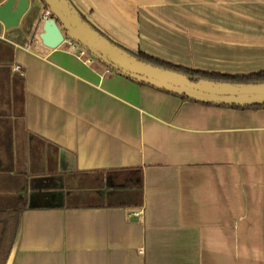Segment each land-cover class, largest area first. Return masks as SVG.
Returning a JSON list of instances; mask_svg holds the SVG:
<instances>
[{
  "label": "crops",
  "instance_id": "obj_1",
  "mask_svg": "<svg viewBox=\"0 0 264 264\" xmlns=\"http://www.w3.org/2000/svg\"><path fill=\"white\" fill-rule=\"evenodd\" d=\"M75 1L164 61L264 70V0ZM42 9L0 22V211L25 200L10 264H264V108L184 99L48 47L31 28ZM70 173L95 200L55 201Z\"/></svg>",
  "mask_w": 264,
  "mask_h": 264
},
{
  "label": "water",
  "instance_id": "obj_2",
  "mask_svg": "<svg viewBox=\"0 0 264 264\" xmlns=\"http://www.w3.org/2000/svg\"><path fill=\"white\" fill-rule=\"evenodd\" d=\"M51 17L43 18L39 39L48 47L62 44L64 35L84 48L96 61L112 71L197 102L215 105L264 104V82L239 83L209 79L190 80L186 74L140 60L136 50L102 28L75 0H43ZM29 7V0L0 3V22L13 28ZM41 22V21H39ZM16 238L6 264L11 256Z\"/></svg>",
  "mask_w": 264,
  "mask_h": 264
},
{
  "label": "trees",
  "instance_id": "obj_3",
  "mask_svg": "<svg viewBox=\"0 0 264 264\" xmlns=\"http://www.w3.org/2000/svg\"><path fill=\"white\" fill-rule=\"evenodd\" d=\"M41 1L43 2V0ZM136 56L140 60L186 74L189 77V79L193 81L204 78V79L215 80V81H227V82H239V83L264 82V70H259V71L251 72L248 74H226V73L198 70V69H194V68H190V67H186V66H182L178 64H173L171 62H167L162 59L151 56L141 50L137 52ZM141 84H145V83H141ZM172 94H175V93H172ZM178 96L184 99H190L184 95H178ZM218 106H228V107H233V108H264V104L263 105H253V106H238V105H218ZM20 200L22 202V205L20 206V208L15 207L10 210L0 211V264H6L8 257L11 253V249L15 241L16 235H17L21 209L25 207L24 198L20 197ZM107 205H111V204H107ZM95 206H101V205L97 204Z\"/></svg>",
  "mask_w": 264,
  "mask_h": 264
},
{
  "label": "rangeland",
  "instance_id": "obj_4",
  "mask_svg": "<svg viewBox=\"0 0 264 264\" xmlns=\"http://www.w3.org/2000/svg\"><path fill=\"white\" fill-rule=\"evenodd\" d=\"M42 14H43V9L39 11L37 19L34 22H32L33 23L32 27H31L32 29L34 28L36 23L38 24V27H39L38 28L39 30L37 29V31H36V37H39L38 35L40 32V27L43 24V21L41 20ZM39 21H41V22H39ZM35 29H33V30H35ZM66 45L67 44H65V46ZM66 177H67L68 181H72V183L65 185L64 190L67 192H57L58 195L56 196L55 201H60V202L62 201L64 203H75V202H79V201L90 202V201H93L96 199L94 192H92V191H91V193L88 192V190L90 188L89 184H87L88 187H86L84 184H81V182H80L81 179L79 176H77L76 174L70 173V174H66L65 178ZM83 181H85V180H83ZM59 189L62 190L61 188H59ZM69 190L73 191V192H71V194H74L75 192H76V194L74 196L66 198L65 196H66V194L69 193Z\"/></svg>",
  "mask_w": 264,
  "mask_h": 264
},
{
  "label": "built area",
  "instance_id": "obj_5",
  "mask_svg": "<svg viewBox=\"0 0 264 264\" xmlns=\"http://www.w3.org/2000/svg\"><path fill=\"white\" fill-rule=\"evenodd\" d=\"M51 17L50 13L47 9L44 10L43 18ZM63 42H67L73 49H76L78 52V55L85 57V61L89 64L96 61L94 57H92L84 48H82L79 44L72 41L70 38L66 37L64 35ZM62 42V43H63ZM14 71H16L19 75L23 76L24 70L20 64H15L13 67ZM106 72L112 71L110 68L106 67Z\"/></svg>",
  "mask_w": 264,
  "mask_h": 264
},
{
  "label": "flooded vegetation",
  "instance_id": "obj_6",
  "mask_svg": "<svg viewBox=\"0 0 264 264\" xmlns=\"http://www.w3.org/2000/svg\"><path fill=\"white\" fill-rule=\"evenodd\" d=\"M40 1H41V0H40ZM41 2H42V1H41ZM42 4H43V2H42ZM43 6H44V4H43ZM43 8H44V9H43V13H44V10H45L46 8H45V6H44ZM42 16H43V14H42Z\"/></svg>",
  "mask_w": 264,
  "mask_h": 264
}]
</instances>
